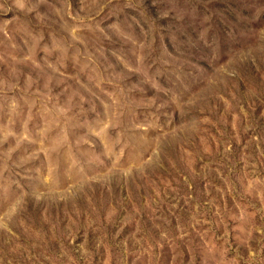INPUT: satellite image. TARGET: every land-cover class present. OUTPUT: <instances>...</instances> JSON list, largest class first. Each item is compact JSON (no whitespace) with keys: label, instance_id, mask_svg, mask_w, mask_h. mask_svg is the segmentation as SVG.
Segmentation results:
<instances>
[{"label":"rangeland","instance_id":"obj_1","mask_svg":"<svg viewBox=\"0 0 264 264\" xmlns=\"http://www.w3.org/2000/svg\"><path fill=\"white\" fill-rule=\"evenodd\" d=\"M0 264H264V0H0Z\"/></svg>","mask_w":264,"mask_h":264}]
</instances>
